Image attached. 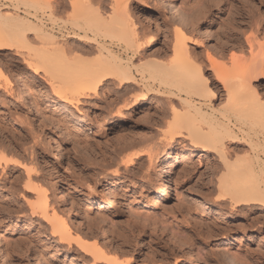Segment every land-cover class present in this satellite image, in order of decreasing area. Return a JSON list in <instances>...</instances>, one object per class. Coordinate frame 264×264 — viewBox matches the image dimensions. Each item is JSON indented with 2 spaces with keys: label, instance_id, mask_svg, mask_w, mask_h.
<instances>
[{
  "label": "rangeland",
  "instance_id": "1",
  "mask_svg": "<svg viewBox=\"0 0 264 264\" xmlns=\"http://www.w3.org/2000/svg\"><path fill=\"white\" fill-rule=\"evenodd\" d=\"M172 1L188 11L192 8L194 9L191 11H200H194L195 15H192L193 12L186 10V14L190 16L183 19L187 21L190 17L191 21L188 22H191L190 25L195 24L194 27L186 21L183 23L176 17H171V8L163 0H131V13L134 14L137 28L140 27L139 36L148 38L149 34H153L151 32L157 31L155 35L158 36V41L155 46L142 53H145V58L157 55L156 60H171V50H168L170 54H166L168 52L165 50L169 47V42H173L175 29L180 26L186 32L192 29L187 33L190 37L195 35L201 42L204 39L202 44L195 46V51L202 58L206 59L204 55L208 50V53H217L226 42V51L231 53L232 48L228 44L231 40L224 34L239 35L240 41L243 39L241 42H244L247 33H250L247 26L249 20L264 17V0H222L218 4L214 2L216 0ZM104 2L106 3L102 15L111 11L108 3L111 5L112 0ZM185 4L190 5L191 9L185 8ZM61 8L58 9L59 12ZM64 8L67 12L71 11L70 7ZM204 8L210 9L204 11ZM59 12L55 13L53 20L47 19L48 30L61 43L68 42V46L71 43V50H75L77 45L80 50H72L74 54L80 52L85 55L88 49L87 54L91 53L90 58L86 54V60L95 59L94 55L98 53L96 46L82 36L85 32L77 29L75 23H70L75 22L79 16L68 12L72 15L70 20L67 14L62 13L64 9ZM35 13L36 11H24L22 17L38 24L40 12ZM241 29L247 31L246 35ZM32 37L33 34L28 35L29 39ZM261 37H264V31L260 34V39L264 40ZM117 41L119 42L118 38L110 40L109 47L128 60V55L118 46ZM66 44L64 43L68 47ZM80 46H86L82 49L83 52ZM85 48L87 49L84 51ZM246 48L249 47L246 45ZM158 51L162 57L156 54ZM142 55L134 60L136 65L142 62L140 59H145ZM81 57H84L83 54L79 56ZM0 64L6 72L14 76L10 89L0 88V154L27 165H35L38 179L34 177L33 182L38 184L39 181V184H43L50 200L49 211L56 205L59 210L62 209L60 213L67 218L74 235L76 232L83 234L85 241L98 242L97 247L105 243L101 247L107 245V248H103L108 251V255H120L119 258L123 260L131 258L132 264H234L231 258L233 251L247 255L246 262L250 259L252 264H264V228H260V224L253 228L240 225L238 218L244 211L235 213L228 202L227 206L217 203L215 199L220 190L215 188L217 184H211L212 187L209 184L212 178L216 183L217 177L212 176L206 166L211 158L206 160L199 152H194L193 155L186 151L179 153L182 148L195 149L187 143L176 144L172 150H163L159 139L167 131L168 125L165 121L170 118L168 114L165 121L159 120L163 107L168 103L165 102V95L150 94L134 111L128 110L123 117H119L115 113L122 102L113 101L111 105L107 104L103 90L97 96L85 99L77 107L67 105L52 95V87L47 86L39 75L33 77L32 70L23 64L18 55L5 50L0 54ZM207 74H211V70ZM263 80L264 77L261 86H264ZM19 86L26 89L32 109L23 106ZM112 87L116 88V84ZM137 88L138 92L133 91V88V93H120H132L129 94L131 98L132 95L141 93V88ZM166 106L168 109L169 106ZM126 117L135 119L133 126L125 127L128 131L122 130L121 124L122 118ZM130 130L132 133H129ZM124 133L127 134L125 140L121 136ZM156 146L159 154L155 155L152 165L147 155L138 159L133 166L126 167L122 164V160L128 156ZM166 164L171 166L169 172L165 168ZM118 168L120 174L116 175L115 170ZM25 174L15 164L5 170L0 168V244L3 245L5 253L7 252L6 257L10 260L8 264H92V258L81 252L79 246H68L62 242L53 234L49 222L36 213L33 215L28 201H35L36 197L26 187L25 179L28 181V177ZM162 182L165 187L156 195L155 187ZM62 187L70 193L75 204L79 205L77 209L79 208L81 215L73 214L71 205L61 202Z\"/></svg>",
  "mask_w": 264,
  "mask_h": 264
},
{
  "label": "bare ground",
  "instance_id": "2",
  "mask_svg": "<svg viewBox=\"0 0 264 264\" xmlns=\"http://www.w3.org/2000/svg\"><path fill=\"white\" fill-rule=\"evenodd\" d=\"M216 1L214 2L218 4L222 0ZM163 2L170 6L173 14L171 17L174 16L183 23L188 22L190 15L186 14L187 9H183V5L181 7L172 0H163ZM104 3H106L104 0H69V2L66 0H0V54H3L5 50H9L11 53L18 55L23 64L32 70L33 77L39 75L47 83V86L52 87L51 93L53 96L58 97L61 103L65 102V104L74 105L75 107L83 103L85 99L97 96L99 91L103 90L102 93L104 92L103 94L106 95L104 97L107 104L111 105L113 101L122 102L121 105L117 104L115 115L123 117L128 110L132 111L133 109L134 111L138 108L141 101L149 98L150 94L165 95L167 99L165 98L166 101H164L169 103V105L166 104L169 108H165V104L164 107L162 106L164 109H160L162 112L159 115V120L165 121L164 118L167 119L168 114L170 120L165 121L168 125L166 126L167 131L162 133L163 135L161 134V139L158 138L161 141L163 150L171 149L176 144L185 145L187 143L195 149L182 148L179 153L186 151L193 155L194 152H199L206 160L211 158L210 162H205L210 174L215 178L217 177L216 183L214 178L209 181L211 187V184L214 186L217 184L215 188L220 190V194L215 199L217 203L226 205L228 202L227 204H230L232 211L235 213L244 211V214L242 213L238 218L240 225L253 228L260 224V228H264V86H261L264 77V40L260 39V34L264 31V17L249 20L247 23L250 30L249 34L243 30L247 28L242 27V32H245V35L247 33L244 42H241L243 39L240 41L239 35L223 33L231 40L228 44H230L232 52L228 53L226 51V42V45L220 44L219 51L215 54H211L212 51L208 53V50V55L207 53L204 55L206 59L199 56L195 51V46L202 44L204 39L201 42L193 34L195 38L190 37V34L187 33L192 29L186 32L185 29H180L182 27L180 26L175 29L173 42H169V47H165V51L171 50L170 52H172L170 55L171 60L160 61L155 59L157 55H155L156 57L152 55V58H145V53L144 56L142 55L147 49L156 45L158 36L155 35L157 31H154L151 32L152 35L147 36L148 38L142 35V38H145V40H142L138 34L140 27L137 28L134 14L131 13V0H112L111 5L107 2L111 11L109 14L107 12L102 15L104 13L102 11L105 9ZM65 6L70 7L73 11H68L70 14L79 16L75 22L71 21L70 23H75L77 29L84 31L85 34L82 36L98 49L97 55L92 51L96 55H94L95 59L86 60L88 57L90 58L91 53L88 52L89 55L87 54V48L84 49V51L87 49L85 55L82 53L84 57L79 58L82 54L78 52L77 54L80 53V55L76 56L77 54L75 53V55L72 51L74 49L71 50L70 48L73 46L71 43L69 47L66 44L68 42H64L68 46L66 47L64 43L60 42V39L59 41L56 38V35L48 30L47 19H54L61 7L60 12L63 9L64 12H67ZM189 6L187 5L185 8L188 7L190 10L191 7L189 8ZM207 9L204 8V11H207ZM191 10L187 11L189 13L193 12L192 15L197 12L196 9ZM24 11L29 13L33 11L40 12L39 23L36 24L31 20H27L24 16L22 17ZM56 11L58 12L56 13ZM64 12L62 13L67 14L66 16H69V18L72 16L68 12ZM187 15H189V18L186 21ZM66 16L64 17L66 18ZM199 16L202 17L203 15ZM137 19L139 22V18ZM188 24L190 25L191 22H188ZM192 25L190 26L194 27L195 24ZM183 27H185V24ZM187 27L189 29V26ZM147 28H149V25ZM194 31L196 30L194 29ZM209 33L211 35V32ZM29 34H33L34 38H31L33 41L28 38ZM77 35L80 34L77 33ZM114 38H118L119 42L117 41V44L128 55V60L120 57L109 47L111 43L109 41L114 40ZM245 43L249 48H246ZM84 47L86 46L79 47L81 52H83ZM230 47L228 48L230 49ZM75 48L78 51L80 50L77 45H75ZM75 50L74 52H76ZM170 52L166 54H170ZM159 53V51L156 52L158 55ZM141 55L145 59H140L142 62L138 60L140 63L136 65L134 60ZM1 66L0 88L8 89L12 85L13 75L11 76ZM210 70L211 74L208 75L207 73ZM113 84H116L114 89ZM137 87L141 88V90L139 89L141 93L132 95L130 98L129 94L133 93L131 91L133 88H135L133 91L138 92ZM18 88L21 91L20 97L24 101L23 106L30 109L32 103L26 89L23 90L20 86ZM129 91L132 93L126 95V92ZM120 92L126 93L124 94L126 97ZM113 95H116V97H112ZM133 122H135L133 117L122 118V130L125 131V127L130 128L133 126ZM161 123L163 124V122ZM126 133L121 134L124 140L127 138ZM158 154V147H152L147 151L128 156L122 160V164L126 167L133 166L138 159L147 155L150 165H152L155 155ZM12 164L18 165L26 172L28 177V181L25 179L26 187L29 191L35 193L36 200L28 201L32 206L33 215L36 213L49 222L53 234L57 235L62 242L67 243L68 246L72 244L79 246L81 252L83 251L86 255H89L88 257L92 258V264H132L131 258L123 260L119 258L120 255L115 257L108 255V251L103 248L107 245L101 247L105 243L97 247L98 242L94 243V240H92V243L91 241H85L82 237L83 234H77L76 232V235H74L75 233L71 230L67 218L65 219L60 213L62 209L59 210L60 208L58 209L56 205L57 208L53 206L51 212L49 211L50 200L43 184H39V181L38 184L33 182V178H37L36 173L38 170L35 165L30 164V166L5 154H0V168L2 170L8 169ZM170 167L169 165L165 167L168 172ZM115 174H120L119 168L115 170ZM164 187L165 185L162 182L160 186L155 187L154 193L159 195ZM60 190L62 193L61 202L71 205L70 208L73 214H79V208L77 209L79 205L75 204V200L70 193L64 187ZM256 240L258 241V237H256ZM2 246L0 244L1 264H8L10 260L6 257L7 252L5 253ZM262 246L264 248V242ZM231 254H233L231 258L234 264H242V262L252 264L249 261L250 259H247L248 262L245 261L247 255L244 256L240 252L234 253V251Z\"/></svg>",
  "mask_w": 264,
  "mask_h": 264
}]
</instances>
